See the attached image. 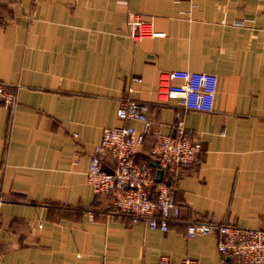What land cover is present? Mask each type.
Returning a JSON list of instances; mask_svg holds the SVG:
<instances>
[{
    "label": "crops",
    "instance_id": "obj_1",
    "mask_svg": "<svg viewBox=\"0 0 264 264\" xmlns=\"http://www.w3.org/2000/svg\"><path fill=\"white\" fill-rule=\"evenodd\" d=\"M135 16L156 34L131 38ZM172 69L215 75L210 111L157 99ZM0 82L15 95L0 103V264H242L185 226L264 230V0H0ZM120 99L147 104L132 159L170 181L165 231L111 213L86 180L102 127L142 128L115 115ZM176 118L198 150L167 171L148 153L151 130L171 134ZM101 164L114 166L108 149Z\"/></svg>",
    "mask_w": 264,
    "mask_h": 264
},
{
    "label": "built area",
    "instance_id": "obj_2",
    "mask_svg": "<svg viewBox=\"0 0 264 264\" xmlns=\"http://www.w3.org/2000/svg\"><path fill=\"white\" fill-rule=\"evenodd\" d=\"M128 35L137 39L154 35L150 23L135 16L126 20ZM138 81V78H134ZM216 77L206 71L172 69L163 72L157 81L155 96L163 100L175 97L184 109L210 111L212 109ZM15 95L0 82V103L11 109ZM147 104L131 99H120L115 115L141 122V130L126 124L102 127L98 141L92 146L86 168V180L95 194H109L113 211L129 214L131 221L141 220L149 229L165 231L169 215L176 217L178 205L170 187L165 181H155L150 168L143 162L132 159L134 150L140 144L144 130L149 126L146 118ZM173 132L166 134L157 128L151 130L152 145L149 154L157 164L167 171L176 165L188 164L196 159L198 145L191 142L182 120L174 123ZM108 149L114 158V166L105 169L101 164L103 151ZM150 188L153 192L150 193ZM155 211L158 212L155 215ZM88 219L91 214L87 213ZM211 230L215 233L216 249L242 264H264V230L255 227L237 226L230 223L208 225L188 223L185 235ZM154 264H171L169 258L160 255ZM176 264H197L193 258H180Z\"/></svg>",
    "mask_w": 264,
    "mask_h": 264
},
{
    "label": "trees",
    "instance_id": "obj_3",
    "mask_svg": "<svg viewBox=\"0 0 264 264\" xmlns=\"http://www.w3.org/2000/svg\"><path fill=\"white\" fill-rule=\"evenodd\" d=\"M181 106V105H180ZM182 107V106H181ZM177 120V118L175 119V121ZM175 121H174V123H175ZM149 128V126L146 128V129H148ZM151 129V128H150ZM149 153V152H148ZM150 155V154H149ZM139 162H143V163H145V164H147L145 161H139ZM165 183L170 187V189H171V192H172V188H171V184H170V181H168V179L167 180H165ZM99 196H107L109 199H110V212L111 213H116V214H124V215H126V216H128V218H129V214L128 213H124V212H118V211H113V209H112V205H111V196L109 195V194H101V195H99ZM158 214V212L157 211H155V215H157ZM130 219V218H129ZM175 219V217H172L171 215H169V217L167 218V224H168V222H170V221H173ZM238 263H241V262H239V261H237Z\"/></svg>",
    "mask_w": 264,
    "mask_h": 264
},
{
    "label": "water",
    "instance_id": "obj_4",
    "mask_svg": "<svg viewBox=\"0 0 264 264\" xmlns=\"http://www.w3.org/2000/svg\"><path fill=\"white\" fill-rule=\"evenodd\" d=\"M158 173H159V172H157V174L155 175L157 180H158Z\"/></svg>",
    "mask_w": 264,
    "mask_h": 264
}]
</instances>
